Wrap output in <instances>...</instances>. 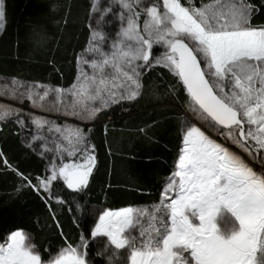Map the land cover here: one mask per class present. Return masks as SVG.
Returning <instances> with one entry per match:
<instances>
[{
  "label": "snow or ice",
  "instance_id": "1",
  "mask_svg": "<svg viewBox=\"0 0 264 264\" xmlns=\"http://www.w3.org/2000/svg\"><path fill=\"white\" fill-rule=\"evenodd\" d=\"M87 29L67 87L18 74L0 83V131L18 126L22 143L48 159L35 178L3 151L0 163L20 178L17 194L41 198L63 238L45 259L17 227L0 238V264H99L90 252L98 237L106 238L96 253L105 264L121 252L125 264H264V0H88ZM30 35H39L35 25ZM158 67L173 82L152 95L181 99L184 113L172 171L156 201L90 206L98 152L89 124L114 105L138 103ZM66 203L79 213L75 242L54 207Z\"/></svg>",
  "mask_w": 264,
  "mask_h": 264
},
{
  "label": "trees",
  "instance_id": "2",
  "mask_svg": "<svg viewBox=\"0 0 264 264\" xmlns=\"http://www.w3.org/2000/svg\"><path fill=\"white\" fill-rule=\"evenodd\" d=\"M5 3L7 25L0 36V74H18L63 87L71 84L75 76L73 53L79 52L88 39V0H5ZM32 25L39 35H30ZM155 47L158 54L162 48ZM50 59L55 60L59 73L49 64ZM172 82L171 74L158 67L146 75L145 94L138 103L114 106L89 126L98 152V171L85 195L90 206L119 208L158 199L162 179L173 168L184 113L181 99L157 98L152 92L162 93ZM153 122L155 126L147 135L138 131ZM17 132L18 126L13 124L0 131V151L25 174L33 178L43 175L47 161L22 143ZM19 184L16 173L0 163V238L17 227L23 228L31 233L32 242L47 259L49 251L62 245L63 238L41 198L28 189L17 194ZM54 207L64 233L70 240L78 241L82 227L77 220L79 213L74 215L70 210L74 205L54 204ZM92 224L90 220L84 227L90 230ZM90 243L92 257L105 264L104 258L96 255L100 242L92 239ZM116 264H121V259Z\"/></svg>",
  "mask_w": 264,
  "mask_h": 264
},
{
  "label": "rangeland",
  "instance_id": "3",
  "mask_svg": "<svg viewBox=\"0 0 264 264\" xmlns=\"http://www.w3.org/2000/svg\"><path fill=\"white\" fill-rule=\"evenodd\" d=\"M163 51V48L162 49H160V51L159 52H162ZM158 52V53H159ZM3 98H0V100H2ZM5 102H7V101H5ZM114 106H117V105H114ZM113 106V107H114ZM109 111V110H108ZM108 111H106V112H108ZM37 114H43V113H37ZM53 119H55V117L53 116L52 117ZM61 123H63V121H60ZM70 122H75V121H70ZM95 122H97V121H95ZM95 122H92V123H90L89 124V126H91L92 124H94ZM38 147V146H37ZM35 152V151H34ZM35 153H37V152H35ZM40 156V155H39ZM42 158H44V157H42ZM46 161H47V163H48V159H46V158H44ZM103 208V207H102ZM94 241H97V242H100L99 244H100V246H99V248H98V252L99 251H101L103 248H104V244L106 243V238L105 237H98V238H96V239H93ZM59 248H57V249H55V250H53V253H54V251H56V250H58ZM121 264H125V262H124V260H123V257H125L126 256V253H124V252H121Z\"/></svg>",
  "mask_w": 264,
  "mask_h": 264
},
{
  "label": "crops",
  "instance_id": "4",
  "mask_svg": "<svg viewBox=\"0 0 264 264\" xmlns=\"http://www.w3.org/2000/svg\"><path fill=\"white\" fill-rule=\"evenodd\" d=\"M3 31H4V29H0V36L2 35ZM10 76H12V75H3V74H0V83H3L5 77H10ZM23 79H25V78H23ZM25 80H29V79H25ZM36 81H41V82H46V83L47 82H50V81H45V80H36ZM167 176L168 175H166L165 177H167ZM164 178L162 179V181L164 180ZM134 206H136V205H134ZM103 208H105V207H103Z\"/></svg>",
  "mask_w": 264,
  "mask_h": 264
}]
</instances>
